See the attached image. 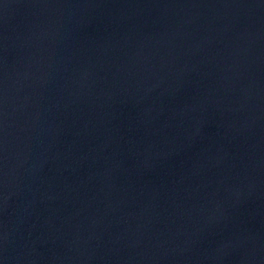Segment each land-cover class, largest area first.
I'll return each instance as SVG.
<instances>
[{"label":"water","instance_id":"water-1","mask_svg":"<svg viewBox=\"0 0 264 264\" xmlns=\"http://www.w3.org/2000/svg\"><path fill=\"white\" fill-rule=\"evenodd\" d=\"M0 264H264V0H0Z\"/></svg>","mask_w":264,"mask_h":264}]
</instances>
